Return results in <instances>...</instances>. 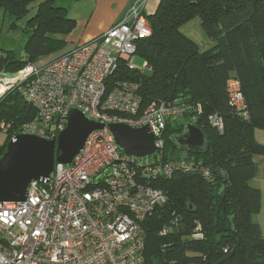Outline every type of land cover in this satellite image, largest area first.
Wrapping results in <instances>:
<instances>
[{"label":"trees","instance_id":"trees-1","mask_svg":"<svg viewBox=\"0 0 264 264\" xmlns=\"http://www.w3.org/2000/svg\"><path fill=\"white\" fill-rule=\"evenodd\" d=\"M54 1L0 0V8L16 21L38 4L27 24L26 58L0 56V74H17L29 64L43 65L37 63L42 58L66 54L65 37L77 22ZM196 18L210 41L204 49L181 32ZM146 19L152 33L138 43L137 53L150 72L121 71L113 81L139 83L143 106L179 100L193 109L201 105L202 113L193 110L171 120L163 131V159L183 156L194 171L151 183L166 201L141 225L145 262L217 264L232 256L235 264H264V237L254 220L262 193L251 184L259 173L254 158L264 157V144L256 140V131H264V0H161ZM232 81L239 83L245 100L241 111L230 102ZM19 90L17 86L0 100V125H11L0 157L20 128L37 119ZM213 116L223 119L222 134L210 124ZM190 122L209 140L203 155L180 153L169 141ZM196 233L201 236L195 238Z\"/></svg>","mask_w":264,"mask_h":264},{"label":"built area","instance_id":"built-area-1","mask_svg":"<svg viewBox=\"0 0 264 264\" xmlns=\"http://www.w3.org/2000/svg\"><path fill=\"white\" fill-rule=\"evenodd\" d=\"M146 2L136 0L110 30L49 63L29 64L12 80L0 74L3 86L18 82L26 103L37 112L19 135L57 140L71 109L105 125L89 136L71 164L55 163L47 184L33 181L24 202L0 203V264H146L141 225L166 201L151 183L193 170L183 156L163 159V131L171 120L193 110L202 113L201 105L193 109L179 100L143 106L139 83L113 81L121 71L150 72L147 62L135 64L138 43L152 33ZM228 92L231 104L243 110L237 81L229 83ZM111 124L148 127L156 152L127 157L116 145ZM210 124L224 132L221 117H210ZM1 129L7 134L11 125ZM204 174L209 178L210 173Z\"/></svg>","mask_w":264,"mask_h":264},{"label":"water","instance_id":"water-1","mask_svg":"<svg viewBox=\"0 0 264 264\" xmlns=\"http://www.w3.org/2000/svg\"><path fill=\"white\" fill-rule=\"evenodd\" d=\"M9 80L17 74L1 75ZM109 130L119 150L127 157L146 158L156 152L155 137L148 127L134 129L125 124H111ZM105 125L91 121L81 111L71 109L68 124L57 140H45L33 135H18L11 139L0 157V203H22L33 181L45 185L55 163L69 165L84 148L87 139ZM169 141L180 153L203 155L210 149L205 132L195 123H187L181 134ZM221 185H219V188ZM217 264H235L232 256Z\"/></svg>","mask_w":264,"mask_h":264},{"label":"rangeland","instance_id":"rangeland-1","mask_svg":"<svg viewBox=\"0 0 264 264\" xmlns=\"http://www.w3.org/2000/svg\"><path fill=\"white\" fill-rule=\"evenodd\" d=\"M77 3L72 2L71 0H55L54 5L55 7H68V9L74 10V8H79V5H75ZM37 5L34 4L29 10L30 12L25 15L23 18L19 20L13 19L11 16H9L8 13L3 11L2 8H0V56H6L9 53H14L17 57V59H25L26 58V44L28 41V35L26 34L27 24L28 20L32 18L36 12H37ZM67 9V15L70 17L71 13H73V10ZM69 11V12H68ZM181 32L192 39L194 42L200 45L202 49L207 47V44H210L209 39L204 35L203 30L201 28V20L200 18H196L187 25H185ZM85 44V43H84ZM82 45V44H79ZM77 45V46H79ZM76 46V47H77ZM75 47V48H76ZM56 55L45 57L39 60L37 62L38 64H44L45 62L50 61L51 59L55 58ZM13 56L10 55L9 58H12ZM135 64L139 67L143 65V60L137 57L135 59ZM2 75V74H1ZM14 79V78H13ZM1 80V79H0ZM12 80V79H11ZM18 86L17 83H12L9 86H3L0 83V87L2 92L0 93V100L6 96L11 90H15ZM20 96L23 99L22 92L19 90ZM7 124L6 122H3L0 125V145L4 144L6 141V135L2 131L1 126ZM256 139L259 143L264 144V131L257 130L256 131ZM255 162L259 164V167L261 169V175L258 179L253 181V185L255 187H261L263 191V197H262V208L260 213L254 217V220L256 223H258L261 226L263 237H264V157H255Z\"/></svg>","mask_w":264,"mask_h":264},{"label":"crops","instance_id":"crops-1","mask_svg":"<svg viewBox=\"0 0 264 264\" xmlns=\"http://www.w3.org/2000/svg\"><path fill=\"white\" fill-rule=\"evenodd\" d=\"M71 1L77 3L75 5H79L78 6L79 8H74L73 10L72 9V7H74L73 5L71 9H68V7L66 6L62 8H65L66 10L67 9L73 10L72 11L73 13H71L70 18L74 19L77 22V25L75 30L70 35L65 37L67 46L65 48L64 53L70 52L77 45L90 42L95 38L101 36L105 32H107L108 30H110L115 24L120 22L125 17V15L130 10V8L132 7L133 3L136 0H71ZM160 1L161 0H147L144 10L145 16L154 15L158 9ZM209 46L210 44L209 45L207 44V47ZM53 59H51L48 62H45L44 64L51 62ZM256 164L259 168V173L254 180L258 179L261 175V169L259 167V164L258 163ZM253 181L251 183L252 186H254ZM256 188L261 190L263 197V191L261 187L258 186Z\"/></svg>","mask_w":264,"mask_h":264},{"label":"bare ground","instance_id":"bare-ground-1","mask_svg":"<svg viewBox=\"0 0 264 264\" xmlns=\"http://www.w3.org/2000/svg\"><path fill=\"white\" fill-rule=\"evenodd\" d=\"M2 87H0V93H3L2 90H1Z\"/></svg>","mask_w":264,"mask_h":264}]
</instances>
